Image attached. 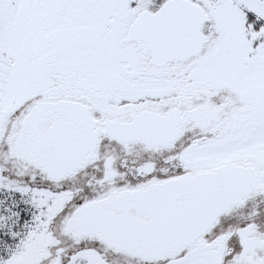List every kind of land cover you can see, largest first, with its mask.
I'll list each match as a JSON object with an SVG mask.
<instances>
[{
    "label": "snow or ice",
    "instance_id": "1",
    "mask_svg": "<svg viewBox=\"0 0 264 264\" xmlns=\"http://www.w3.org/2000/svg\"><path fill=\"white\" fill-rule=\"evenodd\" d=\"M0 264H264V0H0Z\"/></svg>",
    "mask_w": 264,
    "mask_h": 264
}]
</instances>
